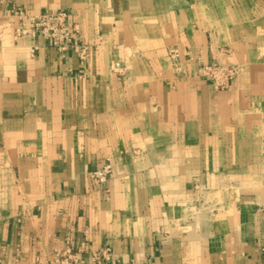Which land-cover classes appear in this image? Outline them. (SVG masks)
I'll return each instance as SVG.
<instances>
[{
	"label": "crops",
	"instance_id": "0c3cea01",
	"mask_svg": "<svg viewBox=\"0 0 264 264\" xmlns=\"http://www.w3.org/2000/svg\"><path fill=\"white\" fill-rule=\"evenodd\" d=\"M12 4L70 11L87 63L16 38ZM86 235L104 264H264V0H0V264Z\"/></svg>",
	"mask_w": 264,
	"mask_h": 264
},
{
	"label": "built area",
	"instance_id": "2783aa9c",
	"mask_svg": "<svg viewBox=\"0 0 264 264\" xmlns=\"http://www.w3.org/2000/svg\"><path fill=\"white\" fill-rule=\"evenodd\" d=\"M8 14L18 20L16 38L31 37L35 40V48H39L42 41L57 49L63 57L74 50L84 65L89 60L92 43L84 39L80 23L70 11L56 9L36 14L12 4ZM112 69L124 71L118 62L112 64ZM200 71L211 79L216 89H230L238 74V67L213 62L202 65ZM112 171L113 165L107 161L92 176L97 182L105 183ZM87 240L86 235L77 247H73L71 240H68L65 248L56 249L52 264H104L112 256L113 248L110 245L88 250Z\"/></svg>",
	"mask_w": 264,
	"mask_h": 264
}]
</instances>
